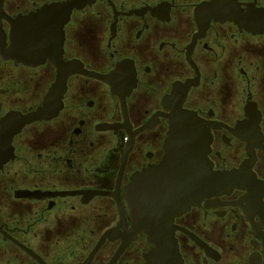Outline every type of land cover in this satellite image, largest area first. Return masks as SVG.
Listing matches in <instances>:
<instances>
[{"label":"flooded vegetation","instance_id":"1","mask_svg":"<svg viewBox=\"0 0 264 264\" xmlns=\"http://www.w3.org/2000/svg\"><path fill=\"white\" fill-rule=\"evenodd\" d=\"M212 1L217 18L195 16ZM54 5L65 22L40 65L0 56V130L12 135L0 154V264H264V0H1L12 19ZM0 27L8 48L10 24ZM52 60L75 72L53 114L25 122L62 74ZM118 64L123 86L134 83L122 103L93 76ZM174 88L180 107L217 123L213 171L249 161L250 178L188 209L153 185L142 222L130 178L164 156L159 113L177 107L162 104Z\"/></svg>","mask_w":264,"mask_h":264},{"label":"water","instance_id":"2","mask_svg":"<svg viewBox=\"0 0 264 264\" xmlns=\"http://www.w3.org/2000/svg\"><path fill=\"white\" fill-rule=\"evenodd\" d=\"M216 3V1H212L205 4V6L203 5L195 16L202 18L204 11H209L211 12L209 17L217 18L215 13ZM59 7L57 5L44 7L36 14L18 16L16 19H12L2 12L0 0V20L4 18L11 27L9 35L11 45L8 48L6 47V34L0 27L1 58L4 60L13 59L25 66L40 65L43 56L56 48V41L53 37L58 36L60 32L62 33L65 20L63 23L62 21L58 23L53 18V15H56L59 11ZM50 17L51 20H49ZM233 20L244 27L251 24L247 19L241 20L236 16L233 17ZM52 62L58 69L61 68L62 74H58L56 83L53 84L46 95L43 101L45 108L23 118L25 122L42 119L53 114L55 107L52 108L50 105L58 102L56 99L58 88H60L61 83H64V79L70 72H75L73 66H60V62L55 60H52ZM120 73L121 65L118 64L110 75L93 74V76L108 84L111 93L118 96L122 103L124 97L133 88L134 83L132 79H127L124 87ZM124 90H126L125 93ZM177 90L178 88H174L172 95L162 102L163 105L168 104L177 107H162L168 110L169 114L159 113L169 123V131L163 146L164 156L162 160L158 165L151 166L130 178L127 202L133 212L132 215H134V209L142 210V222H144L143 216L145 209H147L144 204L147 202L150 205L151 203L148 201V197L141 196H144L145 192L150 194L152 191L150 188L153 185H163V189H156L158 193H168L173 195L175 199H181L184 202L183 208L188 209L202 198L216 194L220 189L230 188L231 186L241 187L250 178L248 175L249 161L244 163L238 171L225 173L213 171L212 164L207 156L212 140L210 130L217 128V123L207 122L199 117L195 111L180 107L181 103L177 101L179 98ZM122 109L124 110V107ZM152 125L153 123L150 121L141 130L151 128ZM248 137L249 135H244L243 140H248ZM11 138L12 135L8 133L3 125L0 130V154L9 151ZM249 157L251 159L250 154ZM169 185L172 187L167 188L166 186ZM139 201L141 204H139Z\"/></svg>","mask_w":264,"mask_h":264}]
</instances>
